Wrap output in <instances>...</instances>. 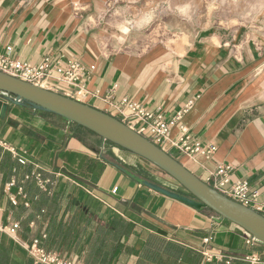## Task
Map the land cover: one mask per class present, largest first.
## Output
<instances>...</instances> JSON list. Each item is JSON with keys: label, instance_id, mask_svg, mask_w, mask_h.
Instances as JSON below:
<instances>
[{"label": "crops", "instance_id": "1", "mask_svg": "<svg viewBox=\"0 0 264 264\" xmlns=\"http://www.w3.org/2000/svg\"><path fill=\"white\" fill-rule=\"evenodd\" d=\"M110 3L0 0V53L33 65L47 57L53 62L81 61L90 91L85 103L108 113L114 108L105 100L107 96L114 102L128 97L169 119L192 100L182 122L202 145H213L216 150L210 159L200 155L189 158L177 150L173 156L205 182L214 180L211 172L218 166H230V180L247 181L251 190L258 192V204L264 210V21L249 30L199 32L182 47L159 44L139 52L109 48L100 38L102 14ZM50 89L67 96L73 93V88L62 82L53 81ZM69 129L63 120L18 106L0 120V141L7 144H0L1 155L8 151L13 159L24 156L34 162V172L41 168L47 178L55 176V183H70L71 205L63 208L60 219L63 228L74 229V234L62 238V256L81 264L88 260L155 264L149 243L153 238L174 247L176 264H202L203 247L235 256L253 250L264 252V244H246L249 234L240 226L140 184L110 158L176 191V180L148 160L96 138L106 152L107 158H102L82 137L70 135ZM179 133V127L174 126L171 136L177 138ZM36 159L41 163H35ZM88 160L99 170L85 172ZM11 181L17 183L15 175L0 172V219L5 224L14 218L5 189ZM19 188L14 186L11 193L23 203L26 195L19 194ZM85 204L93 216L89 221L81 209ZM114 217L129 222V233L112 253H99L101 243L95 235L99 222H111ZM36 224L32 221L21 227L17 239L2 236L0 264H35L23 245L36 238ZM206 238H210L208 244H204ZM105 241L110 246L111 240L104 237ZM161 253L157 256L168 258L166 251Z\"/></svg>", "mask_w": 264, "mask_h": 264}, {"label": "built area", "instance_id": "2", "mask_svg": "<svg viewBox=\"0 0 264 264\" xmlns=\"http://www.w3.org/2000/svg\"><path fill=\"white\" fill-rule=\"evenodd\" d=\"M0 71L47 89H50L53 81L68 84L73 88V93L69 97L83 103H85L90 93L87 86L86 68L77 59L62 63L59 60L53 62L47 57L41 63L33 65L0 53ZM111 98L112 96L105 98L114 108V112L109 114L148 138L170 155L173 156V151L177 150L180 154L189 158H195L199 155L206 159L212 158L216 150L215 146L202 145L182 122L185 114L194 104L192 100L188 101L184 108L169 119L163 113L147 109L128 97H124L117 102L112 101ZM174 126H178L180 130L177 138L171 136V130ZM0 144L7 146L2 141H0ZM9 149L13 154L19 156L13 147ZM19 159L22 163L27 161L24 156H19ZM230 169V166H218L211 172L214 180L206 183L227 197L264 213L262 206L258 204V192L252 191L247 181L232 182L229 175ZM36 178L39 184L44 187L45 182L41 179V175L36 174ZM14 186H16V182L11 181L6 184L5 189L12 204L16 205L18 203L17 197L11 193ZM19 194L24 196L22 187L19 188ZM25 204L28 205L27 202ZM19 229L20 223L18 221L5 224L0 219V239L4 234L17 239ZM209 241L210 238H206L204 244H208ZM257 243L259 242L254 237L248 235L246 244L255 246ZM23 246L34 259L35 264H81L62 256L60 253L46 250L40 246L37 239H34L31 243H25ZM202 254V264H264V252L256 250L244 253L241 256H235L221 249L211 250L203 247Z\"/></svg>", "mask_w": 264, "mask_h": 264}, {"label": "water", "instance_id": "3", "mask_svg": "<svg viewBox=\"0 0 264 264\" xmlns=\"http://www.w3.org/2000/svg\"><path fill=\"white\" fill-rule=\"evenodd\" d=\"M11 105L28 106L35 111L60 116L69 123H76L96 133L103 141L148 160L176 180L186 192L171 190L126 172L140 184L192 208L210 209L221 219L240 226L264 244L263 212L218 192L175 157L108 112L0 71V120L6 118Z\"/></svg>", "mask_w": 264, "mask_h": 264}, {"label": "rangeland", "instance_id": "4", "mask_svg": "<svg viewBox=\"0 0 264 264\" xmlns=\"http://www.w3.org/2000/svg\"><path fill=\"white\" fill-rule=\"evenodd\" d=\"M259 21L264 0H111L99 29L107 47L140 52L159 44L182 47L199 32L249 30ZM175 187L186 192L177 181Z\"/></svg>", "mask_w": 264, "mask_h": 264}, {"label": "trees", "instance_id": "5", "mask_svg": "<svg viewBox=\"0 0 264 264\" xmlns=\"http://www.w3.org/2000/svg\"><path fill=\"white\" fill-rule=\"evenodd\" d=\"M11 105L10 108H12ZM37 114H49L55 118L63 120L69 125V134L76 135L78 137H82L84 143L94 152L100 154L102 158H107L105 150L102 149V146L97 145V139L103 141V139L98 136L96 133L79 126L76 123H69L64 118L57 116L55 114L35 111L31 107L25 106L20 107ZM13 122V121H12ZM14 124V122H13ZM81 130H85L90 135L84 134ZM72 131V132H71ZM92 136V137H91ZM97 138V139H96ZM107 144L112 146H117L108 141ZM2 148L0 147V172H3L4 175L9 177L15 175L17 179L16 186H20L23 188V194L26 195V201L21 203V198L17 197L18 203L16 205H11L10 210L13 213V222L18 221L20 223V228L29 225L32 221L36 224V238L39 240V244L41 247L45 248L48 251L62 253V238H70L74 234V229H64L63 222L60 219V214L63 212V208L70 207V203L68 201V191L70 189V183H61L55 181V176L46 177V173L41 168H38L37 172H34V162H29L28 160L25 163H22L20 159H13L12 154L6 151L3 155ZM113 163L120 169L124 171H128L133 175L145 179L140 174L134 172L122 162L110 158ZM89 161V160H88ZM90 162V161H89ZM86 162L85 172L98 171V168H94L90 165V163ZM35 163H41L40 160H35ZM87 165H89L87 167ZM85 172H82L84 174ZM36 174L41 175V179L45 182V186L42 187L38 179L36 178ZM80 174V175H82ZM50 179V181H47ZM148 180V179H146ZM28 203L26 205L25 203ZM12 203V202H11ZM81 209L85 212L88 217V221L92 219L93 216H89V205L85 204L81 206ZM210 210V209H208ZM211 211V210H210ZM212 212V211H211ZM214 213V212H213ZM215 214V213H214ZM217 215V214H215ZM218 216V215H217ZM97 221V220H96ZM99 229L95 232V235H99L100 246L98 249L99 253L109 254L112 253L117 246L120 245L122 239L126 237L129 233L130 224L127 220L122 217H114L111 222L104 221L99 222ZM6 235V234H4ZM8 236V235H7ZM104 237H107L111 240L110 246L104 243ZM4 237L0 239V245L2 243ZM33 239V240H34ZM31 243V242H30ZM153 245V254L151 259L155 264H176V250L174 247L168 243H161L160 239L153 238L149 242ZM91 249L95 250V247L92 246ZM164 250L168 253V258L158 257L157 254H162L161 251ZM145 251V247H144ZM62 255V254H61ZM86 264H108L105 261L95 262L93 263L91 260L87 261ZM137 264H146L143 262H138Z\"/></svg>", "mask_w": 264, "mask_h": 264}]
</instances>
